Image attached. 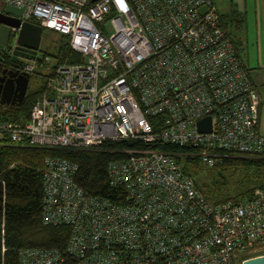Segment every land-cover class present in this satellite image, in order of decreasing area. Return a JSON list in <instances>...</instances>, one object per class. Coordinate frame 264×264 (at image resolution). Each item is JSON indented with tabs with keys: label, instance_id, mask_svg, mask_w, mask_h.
Masks as SVG:
<instances>
[{
	"label": "built area",
	"instance_id": "1",
	"mask_svg": "<svg viewBox=\"0 0 264 264\" xmlns=\"http://www.w3.org/2000/svg\"><path fill=\"white\" fill-rule=\"evenodd\" d=\"M1 1L67 37L83 63L45 64L43 93L27 118L0 120V142L143 145L107 165L121 201L86 192L76 163L46 158L41 221L70 228V237L63 250H19L18 264H242L264 255V187L212 204L173 155L147 147L189 148L206 168L232 156L264 160L260 96L213 0ZM21 71L35 75L37 62ZM205 117L209 132L197 126Z\"/></svg>",
	"mask_w": 264,
	"mask_h": 264
},
{
	"label": "trees",
	"instance_id": "2",
	"mask_svg": "<svg viewBox=\"0 0 264 264\" xmlns=\"http://www.w3.org/2000/svg\"><path fill=\"white\" fill-rule=\"evenodd\" d=\"M220 17L222 26L232 40L240 58L233 36L234 28L238 29V13L234 11L226 15L220 14ZM59 40V46L54 54L56 64L83 63L82 56L69 48L67 37L60 36ZM8 51L3 52L5 59L10 58ZM44 61L45 56L43 55L37 62L39 72L31 76L36 87L28 92L19 107L0 110V120H17L19 117H28L33 102L44 91L43 78H40V70L45 66ZM151 121L154 123L153 120ZM141 147H143L141 143L133 140L104 143L99 147L85 150L45 149L13 145L6 140L0 142V264H18V251L23 248L63 250L67 245L70 228L46 226L41 221L42 171L46 158L57 157L76 163L78 166L76 182L86 192L110 201H121L125 193L121 188L110 187L107 165L111 161L128 157V154L122 150ZM147 147L173 155L182 166L183 172L193 179L195 187L212 204L229 200L238 202L249 198L256 188L264 187L261 177V173L264 172V160H248L234 156L223 158L212 169L215 171V178L202 183L196 179L195 172L200 170L199 160L197 157L188 155L192 152L191 149L161 143L147 145ZM237 171L251 173L249 182L252 186L246 182L235 184L226 176L227 172ZM240 183L243 188L238 186Z\"/></svg>",
	"mask_w": 264,
	"mask_h": 264
},
{
	"label": "crops",
	"instance_id": "3",
	"mask_svg": "<svg viewBox=\"0 0 264 264\" xmlns=\"http://www.w3.org/2000/svg\"><path fill=\"white\" fill-rule=\"evenodd\" d=\"M261 1V3H264V0ZM213 2L216 5L215 0H213ZM253 2L257 3L258 0H253ZM239 3L241 5L231 0L228 14L234 11L238 13V29L234 28L233 36L238 46L240 58L247 68L250 80L260 96L257 129L258 132L264 136V11L261 13L257 10L253 11L254 16L252 17L254 20H251V23H254L255 29L253 34H250L248 12L246 11V7L242 4V0H240ZM261 19L263 21L262 24L259 23ZM250 50L253 51V53H251Z\"/></svg>",
	"mask_w": 264,
	"mask_h": 264
},
{
	"label": "water",
	"instance_id": "4",
	"mask_svg": "<svg viewBox=\"0 0 264 264\" xmlns=\"http://www.w3.org/2000/svg\"><path fill=\"white\" fill-rule=\"evenodd\" d=\"M201 14L206 12V8L202 7L199 9ZM22 10L9 5L0 6V46L6 47L12 36L13 40V29L17 30L15 38V47L12 52V56H16L17 50H23L24 53L30 54V59L33 61L39 60L36 57V53L39 50L43 28L37 24L22 21ZM28 56L27 54H25ZM14 59V58H13ZM19 78L23 80L25 87L28 84L30 76L27 74L19 75ZM21 93V98L25 93ZM198 129L201 132H209L211 128V118L205 117L198 121ZM242 264H264V255L246 259Z\"/></svg>",
	"mask_w": 264,
	"mask_h": 264
},
{
	"label": "rangeland",
	"instance_id": "5",
	"mask_svg": "<svg viewBox=\"0 0 264 264\" xmlns=\"http://www.w3.org/2000/svg\"><path fill=\"white\" fill-rule=\"evenodd\" d=\"M230 1L231 0H215V3H216L215 6H216V9L219 12V14H221V15L228 14V11L230 9V7H229ZM232 1L234 3L240 4L239 3L240 0H232ZM261 2H262L261 0H258L257 3L256 2L254 3L253 0H242V4L244 5V7H246V11L248 12V15H249L250 21L248 24H249L250 34H253L254 29H255L254 23H251V20H254V18L252 17V16H254L253 11L257 10L259 13L264 11V3H261ZM259 23H261V24L263 23L262 19L259 21ZM59 39H60L59 35L52 33V32H49L47 30H44L43 34H42V39H41V43H40V47H39V53H38L37 58H42V56L44 55L45 56L44 63L46 65L52 66V65L56 64L57 62H56V58H54V54L56 53V50L59 46V42H60ZM251 53H253V51H251ZM28 62H30V61H28ZM34 87H36V83L34 81H32L31 89L33 90ZM127 150H129V148L122 150V151L125 154H127L125 152ZM238 158L248 159V160H262L263 161V159H255V158H245V157H238ZM215 167L206 168V167L200 165V170L195 171L196 172V179L202 183H207L208 181H211L212 179L215 178V175H216L215 171L212 170ZM226 176L228 178H230V180L235 184L237 182H246L250 186H252L251 182H249L251 173H249L248 171L227 172ZM261 177H262V181H263L262 183H264V172L261 173ZM262 183H260V184H262ZM238 186L243 188L241 186V183Z\"/></svg>",
	"mask_w": 264,
	"mask_h": 264
},
{
	"label": "flooded vegetation",
	"instance_id": "6",
	"mask_svg": "<svg viewBox=\"0 0 264 264\" xmlns=\"http://www.w3.org/2000/svg\"><path fill=\"white\" fill-rule=\"evenodd\" d=\"M3 5L0 0V6ZM12 37V36H11ZM15 43L10 38L8 45L6 47L1 46L0 48V110L4 108H17L19 107L25 98L27 97L28 92L31 90L32 78L30 77L27 86L23 83V80L19 78V75H22L21 67L24 63L28 61H33L30 59V54L24 53L23 50H17L16 56H12ZM9 50V51H8ZM9 53V59L3 55V52ZM39 50L36 53L38 57ZM27 54L28 56H26ZM14 58V59H13ZM41 60V58H39ZM38 62V60L36 61ZM25 93L21 98V93Z\"/></svg>",
	"mask_w": 264,
	"mask_h": 264
}]
</instances>
